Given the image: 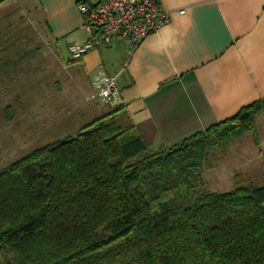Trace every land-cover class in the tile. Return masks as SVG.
Returning a JSON list of instances; mask_svg holds the SVG:
<instances>
[{
	"label": "trees",
	"instance_id": "trees-1",
	"mask_svg": "<svg viewBox=\"0 0 264 264\" xmlns=\"http://www.w3.org/2000/svg\"><path fill=\"white\" fill-rule=\"evenodd\" d=\"M0 55V74L18 67ZM120 110L0 167L2 264H264V186L202 179L214 149L258 142L262 102L155 149Z\"/></svg>",
	"mask_w": 264,
	"mask_h": 264
},
{
	"label": "crops",
	"instance_id": "crops-1",
	"mask_svg": "<svg viewBox=\"0 0 264 264\" xmlns=\"http://www.w3.org/2000/svg\"><path fill=\"white\" fill-rule=\"evenodd\" d=\"M10 1L0 0V7ZM21 1L30 8L29 0ZM78 1H33L60 55L64 49L69 56L70 44L89 38ZM159 3L171 14L169 23L135 49L114 40L78 60L69 57L65 63L62 59L90 103L89 123L114 108L86 100L93 92L92 78L100 70L116 80L121 109L117 116L131 123L152 149L179 144L260 101L263 110L255 119L258 142L253 145L263 149L256 159L264 164V0ZM180 10L184 13L178 14ZM254 175L255 179L245 175L247 182H239L264 186V170Z\"/></svg>",
	"mask_w": 264,
	"mask_h": 264
},
{
	"label": "rangeland",
	"instance_id": "rangeland-1",
	"mask_svg": "<svg viewBox=\"0 0 264 264\" xmlns=\"http://www.w3.org/2000/svg\"><path fill=\"white\" fill-rule=\"evenodd\" d=\"M33 1H27L30 8H24L21 0L0 7V49L8 48L11 60L19 62L8 75L0 74V167L72 135L89 123L91 114L90 103L72 80V69L64 67L63 60L67 63L70 55L64 49L60 55ZM7 106L11 112H5ZM253 144L254 136L246 133L233 141L228 151L214 149L202 172L207 188L228 192L234 188L233 181L255 179L264 164L256 159L257 151L263 153V149ZM3 261L0 257V264Z\"/></svg>",
	"mask_w": 264,
	"mask_h": 264
},
{
	"label": "built area",
	"instance_id": "built-area-1",
	"mask_svg": "<svg viewBox=\"0 0 264 264\" xmlns=\"http://www.w3.org/2000/svg\"><path fill=\"white\" fill-rule=\"evenodd\" d=\"M77 9L85 18L84 28L89 38L82 44H70L68 52L78 60L100 45L114 40L127 43L135 49L147 36L165 27L171 14L165 11L159 0H80ZM180 10L178 14H183ZM92 94L87 101H96L109 107L120 104L116 80L104 71L92 78Z\"/></svg>",
	"mask_w": 264,
	"mask_h": 264
}]
</instances>
